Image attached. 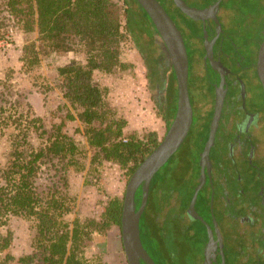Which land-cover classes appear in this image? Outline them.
Masks as SVG:
<instances>
[{"label":"trees","instance_id":"1","mask_svg":"<svg viewBox=\"0 0 264 264\" xmlns=\"http://www.w3.org/2000/svg\"><path fill=\"white\" fill-rule=\"evenodd\" d=\"M125 1L123 9L114 0H0V40L9 28L24 39L18 64L7 66L0 78V129L9 131L6 160L0 163V253H4L0 264H109L101 253L86 256V248L93 234L114 230L120 245L116 251L126 257L121 237L124 195L103 200L97 215L83 219L75 214L69 170L79 167L80 148L65 130L67 120H80L88 148L94 151L91 162L97 164L100 158L115 162L126 169L128 179L160 144L163 138L155 131L125 134L128 120L112 106L109 87L95 81L97 73L117 76L132 69L124 59L130 39L145 58L152 97L163 109L167 130L175 117L178 86L166 46L140 3ZM138 41L149 46L150 65ZM69 51L84 59L57 69L67 105L65 118L58 123L50 121L44 104L54 87L40 73L44 57ZM168 78L172 79L170 90L165 89L169 96L164 97L161 89ZM16 80L29 82L26 90ZM162 187L166 205L173 186ZM154 191L151 185L141 216L143 244L158 255L159 264H181L175 262L180 259L175 257L172 234L180 235L185 249L184 232L169 231L168 213L164 227L157 226ZM142 192L140 187L137 208ZM13 218L31 222V249L21 255L11 251Z\"/></svg>","mask_w":264,"mask_h":264},{"label":"flooded vegetation","instance_id":"2","mask_svg":"<svg viewBox=\"0 0 264 264\" xmlns=\"http://www.w3.org/2000/svg\"><path fill=\"white\" fill-rule=\"evenodd\" d=\"M159 1L185 40L193 120L180 147L150 183L157 226L164 227L168 213L169 231L184 232L185 249L180 235L172 234L178 263L188 264L192 258L194 264H264V85L257 70L264 2L252 6L250 0H184L200 11L194 18L174 0ZM218 96L221 113L209 161H202ZM202 167L205 181L192 214ZM163 183L173 186L166 205ZM187 222L194 228L199 223L200 232L193 234L188 226L186 234ZM148 252L159 264L158 255Z\"/></svg>","mask_w":264,"mask_h":264},{"label":"rangeland","instance_id":"3","mask_svg":"<svg viewBox=\"0 0 264 264\" xmlns=\"http://www.w3.org/2000/svg\"><path fill=\"white\" fill-rule=\"evenodd\" d=\"M261 1L262 0H250L249 4L257 6V4ZM131 3L133 5L136 4L134 0H132ZM136 6L138 5L136 4ZM136 30L138 31L137 34L139 37L140 29L137 28ZM23 43V36L15 32L13 36V44H11L10 47L6 48L4 46H0V78L3 76V70H5L7 66L11 67L18 64V58L21 53ZM139 43L142 45V50L147 54V62L150 65V48L141 41ZM136 45L137 43L135 40L130 39L124 56V59L128 63L132 64V69L130 71L118 74L117 76L97 73L95 75V81L101 86L109 87V100L112 106L116 108L117 111L123 115V117L130 120V123L125 129L127 134L132 132L145 134L155 131L159 136V132L165 129V119L163 117L164 112L162 107H160L152 97L150 82L147 77L148 70L144 61L145 58L142 56ZM129 47H131V50ZM78 57L79 61L84 59L83 55L79 53ZM75 60L74 53L70 55L63 53L51 54L43 59V70L40 75L45 81H49L54 87V90L50 93L49 97L45 98L44 102L50 121L59 123L65 118L67 112L66 99L59 88L60 78L57 74V69L61 66L70 64ZM171 80V78H168L165 82H163L161 96H169L166 94L167 90L165 89L168 87L170 88ZM24 81L16 80L17 86H20L22 90H26V85H29V82ZM153 86L154 82L152 83V89H154ZM143 93L147 94V103L150 112L147 111L144 115V122H146L145 125H139L138 127L136 120H139L141 116L137 111V99L141 97ZM82 129L83 124L80 120L66 121L65 130L75 138L77 145L80 148V154L78 153V155L81 160L78 168H75L74 166L70 167L69 191L76 201L75 214L84 219L87 216L97 215L103 200L110 199L114 196H123L129 179L125 173L126 169L120 167L115 168L113 164L104 159L100 158V161H98L97 164H93L91 162L94 151L88 148L86 138L81 131ZM1 131L2 129H0V163H4L6 160V152L9 149L7 140L9 131L6 130L5 133H2ZM32 138L33 142L37 143L36 138ZM159 138H163V136H159ZM181 151L182 149H180L176 155L181 153ZM178 201L179 200L177 199L176 202L178 203ZM75 214L70 215L69 218L72 219ZM194 224L195 228L191 223H185L187 230L186 234L188 233V226L189 229L191 228L193 230V234L195 231L200 232V224ZM10 226L15 232V239L13 245L11 246V251L17 255L30 251L33 236L31 222L13 218L10 222ZM143 238L145 239L144 234ZM191 238H189L190 241L194 239L193 236ZM119 246V236L117 230L110 231L106 235L93 234V237L91 241H89L86 248V256L93 257L95 254L101 253L109 264H128L127 257H124L123 254H119V252L116 251V248H119ZM3 256L4 253H0V258ZM191 259L192 258L187 259L188 264H194Z\"/></svg>","mask_w":264,"mask_h":264},{"label":"water","instance_id":"4","mask_svg":"<svg viewBox=\"0 0 264 264\" xmlns=\"http://www.w3.org/2000/svg\"><path fill=\"white\" fill-rule=\"evenodd\" d=\"M137 1L148 13L166 46L178 86V101L175 117L160 144L141 162L130 176L123 199L121 237L128 264H142V260L146 264H157L143 244L140 227L141 216L148 202L150 183L155 173L177 151L190 129L193 120V108L188 87L189 58L181 30L177 27L159 0ZM174 1L185 14L191 17L197 18L201 14L200 11L189 6L184 0ZM257 70L264 85V36L259 46ZM222 102V97L218 96L216 113L213 120V130L207 142L205 153L202 155V161H209V149L213 142L215 126L219 121ZM204 181L205 171L204 167H202L200 182L195 189L191 203L190 211L192 214L195 213L194 204ZM140 187H142L143 191L142 201L141 205L137 208L136 194ZM206 255L208 257V251Z\"/></svg>","mask_w":264,"mask_h":264},{"label":"built area","instance_id":"5","mask_svg":"<svg viewBox=\"0 0 264 264\" xmlns=\"http://www.w3.org/2000/svg\"><path fill=\"white\" fill-rule=\"evenodd\" d=\"M116 3H118L119 5H121L123 7V9H125L127 7L126 1L125 0H114ZM15 31L13 30V28H9L6 31L5 36L0 40V46H4V47H10L11 44H13V36H14ZM131 47H129L130 49ZM6 50V49H5ZM131 50V49H130ZM75 61H79L78 58ZM148 70V69H147ZM148 74V71H147ZM144 90V89H143ZM137 111L138 113H140L141 118L137 121V126L139 127V125H145L146 122H144V115L145 113L148 111L150 112V109L148 108V103H147V94L143 93L141 97H139L137 99ZM136 113V114H138ZM143 117V118H142ZM130 123V120H128V124ZM136 124V123H135ZM125 134H127L125 132ZM125 141L127 140V136L125 135L123 138ZM109 163L113 164V166L115 168L120 167L117 163L115 162H110ZM121 168V167H120Z\"/></svg>","mask_w":264,"mask_h":264},{"label":"crops","instance_id":"6","mask_svg":"<svg viewBox=\"0 0 264 264\" xmlns=\"http://www.w3.org/2000/svg\"><path fill=\"white\" fill-rule=\"evenodd\" d=\"M73 53H74V55H75V59L79 58V57H78V53H75V52H73V51L64 52L63 54H68V55H70V54H73ZM166 131H167V124H166V122H165V129L162 130L161 132H159V136H164V135L166 134Z\"/></svg>","mask_w":264,"mask_h":264}]
</instances>
